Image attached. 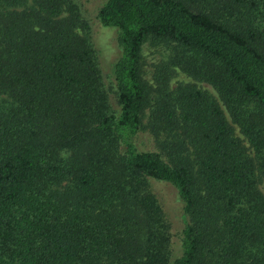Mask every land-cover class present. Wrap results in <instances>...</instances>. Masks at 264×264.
<instances>
[{"label":"trees","instance_id":"16d2710c","mask_svg":"<svg viewBox=\"0 0 264 264\" xmlns=\"http://www.w3.org/2000/svg\"><path fill=\"white\" fill-rule=\"evenodd\" d=\"M95 20L117 111L75 3L0 0V264H264V0H104ZM175 69L231 124L193 84L168 90ZM153 180L179 205L175 258Z\"/></svg>","mask_w":264,"mask_h":264},{"label":"rangeland","instance_id":"374dc122","mask_svg":"<svg viewBox=\"0 0 264 264\" xmlns=\"http://www.w3.org/2000/svg\"><path fill=\"white\" fill-rule=\"evenodd\" d=\"M71 1L79 7L81 18L88 24L92 36V46L96 51L97 65L101 75V83L107 96V103L111 110L117 111L118 107L115 101L112 78V65L116 56L118 55V47L115 41V32L114 30L108 28L104 30L101 29L95 20V13L104 0ZM99 40L104 43L103 51L99 50L101 49L100 46L102 43H99ZM162 56L163 53L159 49V47H152L148 44H144L141 47L140 57L142 60V77L148 82L151 87H155V82L151 78L153 66L158 63ZM188 83L193 84L196 88L205 92L207 95L213 98L224 113L227 122L230 123L223 105L221 104L215 91L210 86L201 82L193 81L175 69L174 73L167 80L166 87L168 88V90H173L178 84ZM232 128L236 137H238L240 140H243V137L238 132L237 127L233 125ZM243 143L245 144L244 141ZM135 144L137 148L142 151L155 150L153 140L151 136L146 132H140L136 135ZM152 182H149V187L151 192L157 198L164 218L168 223L170 231V250L172 257L175 258L180 253L179 232L182 224L179 214V205L176 201L174 190L168 184L154 180Z\"/></svg>","mask_w":264,"mask_h":264}]
</instances>
